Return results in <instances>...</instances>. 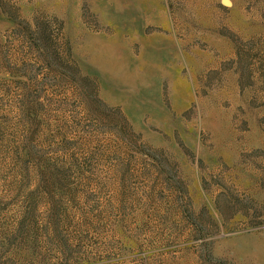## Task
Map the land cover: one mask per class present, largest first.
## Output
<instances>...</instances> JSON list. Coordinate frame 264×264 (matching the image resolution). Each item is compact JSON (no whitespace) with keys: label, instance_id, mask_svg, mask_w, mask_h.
<instances>
[{"label":"rangeland","instance_id":"1","mask_svg":"<svg viewBox=\"0 0 264 264\" xmlns=\"http://www.w3.org/2000/svg\"><path fill=\"white\" fill-rule=\"evenodd\" d=\"M0 264H264V0H0Z\"/></svg>","mask_w":264,"mask_h":264}]
</instances>
